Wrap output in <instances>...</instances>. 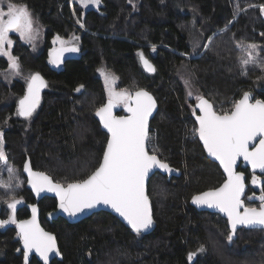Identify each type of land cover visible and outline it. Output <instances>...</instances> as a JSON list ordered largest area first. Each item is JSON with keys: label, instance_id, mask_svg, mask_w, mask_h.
I'll return each instance as SVG.
<instances>
[{"label": "trees", "instance_id": "1", "mask_svg": "<svg viewBox=\"0 0 264 264\" xmlns=\"http://www.w3.org/2000/svg\"><path fill=\"white\" fill-rule=\"evenodd\" d=\"M11 2L26 5L45 30V49L40 54L13 51L22 66L39 73L48 85L28 129L15 121L16 100L24 95V85L0 83L4 151L8 161L17 164L22 178L26 162L62 184L86 178L98 167L107 141L95 115L107 103L98 76L101 68L117 77L119 89L133 95L143 89L155 98L158 110L150 122V136L158 144V158L173 169L154 175L148 183L155 229L146 236L133 234L107 213L77 224L51 220L48 216L55 211L54 200L41 202V225L55 235L59 247L51 264H264L261 229L241 227L229 241L225 219L190 204L194 195L217 188L224 177L206 158L197 136L185 142V123L197 126L184 98V85L175 83L182 68L198 81L214 108L217 102L207 92L218 102L237 100L245 92L264 100V70L254 78L233 71L230 49L234 43L256 44L264 61V11L259 7L240 13L249 5H264V0H138L136 8L127 0H101L98 10L87 11L76 2L71 7L70 0ZM78 20L83 29L75 26ZM192 22L202 36L197 51L189 43ZM71 34L79 35L80 52L63 60L59 68L49 66L46 48L50 40ZM211 37L209 48L199 56ZM141 52L155 68L153 73L144 71ZM180 55L199 57L187 60ZM5 68L0 62V69ZM124 109L115 114H127ZM160 180L167 186L164 200L153 196L154 182ZM24 192L28 203L25 186ZM16 216L21 220L26 211H18ZM201 246L202 252L198 251ZM23 251L16 227L0 228V264L24 263ZM189 253H196L192 260ZM28 261L39 264L35 255Z\"/></svg>", "mask_w": 264, "mask_h": 264}, {"label": "snow or ice", "instance_id": "2", "mask_svg": "<svg viewBox=\"0 0 264 264\" xmlns=\"http://www.w3.org/2000/svg\"><path fill=\"white\" fill-rule=\"evenodd\" d=\"M101 0H80L83 7L99 6ZM3 4V0H0ZM264 11V5H261ZM31 12L24 4H6V10L0 6V56L7 57L10 70L20 74L18 58L11 53L13 41L9 33L19 34L21 39L29 42L39 35V28H34ZM77 23H80L78 20ZM81 27H84L80 23ZM78 39V38H76ZM60 43V48H53L50 62L59 64L64 52H77L78 46L56 36L53 44ZM153 51L155 47L153 46ZM141 61L145 69L154 72L155 68L141 52ZM257 64L264 67V61L258 60L255 45H249L247 58L242 59L241 68L247 71V66ZM108 92L107 103L95 110L99 122L107 130L108 138L103 149L102 159L98 167L86 178L74 180L65 186L54 182L53 178L44 172L33 171L29 163H25L27 183L39 195L41 192H54L59 198V208L69 216H75L103 204L110 206L137 234L150 228L153 224L150 198L146 190V178L154 168L173 171L168 163L158 158L155 151H150L151 136L149 117L156 106L154 98L145 90L135 91L134 95L126 89L115 90V78L101 70ZM24 95L18 101L17 115L30 118L40 103V93L46 88L47 82L39 74H31L27 78ZM189 86V81H184ZM80 87H83L82 85ZM76 91H80L77 88ZM187 95L193 97L189 87ZM197 103L193 108L198 128L195 134L202 141L204 149L210 157L219 161L226 174V179L217 188L201 192L192 197L193 204L218 209L227 217L230 232L227 239L231 241L238 226L259 227L264 230V181L256 171L264 174V100L251 102V94L245 92L241 99L232 104V109L217 111L213 104L203 96L196 94ZM124 105L128 115L116 116L113 109ZM199 111V114L197 113ZM259 138L258 143H254ZM242 160L251 167V185L259 186V207L246 206L244 199L246 177L244 172L237 171L238 161ZM0 175L6 172L8 180H0V189L6 193L12 190L13 181L17 187L21 182L17 179L16 170L8 166L4 151L3 133L0 132ZM255 192L247 199L255 198ZM21 200L15 199L8 203L11 210L8 219L0 220V227L15 224L18 235L23 242V256L28 264L29 254L35 251L48 264L49 255L57 252L56 239L44 231L37 222L36 207L31 205L32 218L17 221L15 213ZM19 251V249L17 250ZM198 251H204L201 246ZM58 254V252H57ZM196 253H189L192 260Z\"/></svg>", "mask_w": 264, "mask_h": 264}, {"label": "rangeland", "instance_id": "3", "mask_svg": "<svg viewBox=\"0 0 264 264\" xmlns=\"http://www.w3.org/2000/svg\"><path fill=\"white\" fill-rule=\"evenodd\" d=\"M9 1L8 0H3V4H0V6L4 7L5 10H6V4L8 3ZM76 2L79 7H81V9L83 11H87V10H98V8L100 7V4L99 6H96V5H89L88 7H83L80 3V0H70V6L72 7V4ZM127 3L129 5L132 6V8H136L137 4H138V0H127ZM260 6L258 5H249L247 6L246 8H244L243 10L240 11V13H244L246 10L248 9H256V8H259ZM32 14V13H31ZM235 15L238 16V14L236 13ZM33 16V19L34 21H36V23H34V28H39V35L36 36V38L29 42L25 39H21L19 37V34L18 33H15V32H10L9 33V36H10V39L13 41V44H12V47H11V53L13 55V51L16 49L17 52H26L28 54H31V55H38L40 54L44 49H45V30L44 28L41 26V24L39 23L38 19L32 14ZM236 19V18H235ZM77 28H81L83 29L81 26H80V23H77L76 21V25ZM56 37V36H55ZM55 37H53L51 40H50V43L48 45V47L46 48V56H47V63L49 64V66L53 67V68H59L61 66V64H59V66H55L53 63L50 62L51 60V53H52V49L53 48H60L61 45L59 42H57L56 44H53V40L55 39ZM63 38V37H61ZM78 38V39H76ZM189 43H190V46L192 48L193 51H197L198 49H200L201 45H202V36L200 35L199 31H197L196 27H195V22H192V25H191V28H189ZM65 41L68 42L69 46H71L72 44H75L76 46H78L79 48V52H80V42H79V35L76 36V35H70V36H67L65 38H63ZM212 37L209 38L207 40V42L204 44V47L200 50V55H202L206 49L209 48L210 46V41H211ZM17 43L18 45H20L19 47H17ZM249 45H255L256 46V52L258 53V60L259 61H263V56L260 55V51L258 49V46L256 44H252V43H245V44H240V43H234V45L231 46L230 49L233 50V53H234V60L232 62V65H233V71H242V73L245 74V71L241 68V61L242 59H245L247 58V50H248V46ZM15 56V55H13ZM180 56H183V55H180ZM199 56H194L195 58H198ZM185 59L187 60H191L193 59L194 57L192 56H183ZM18 58V57H17ZM0 62H4L6 64V68L5 69H0V83L5 85V86H11L13 83L17 82L19 84H23L24 85V91L26 89V86H27V78L31 75V74H35L36 72H34L33 70H31L30 68L28 67H24L21 65V63L19 62V59H18V62L20 64V74L19 75H16L14 74L10 68H9V64H8V59L7 57H3V56H0ZM232 69V68H231ZM101 70H103L104 73L106 74H109L111 77H114L115 78V90L116 91H120L122 89H119L118 88V79L117 77L112 74H110L109 72H107L104 68H101L99 69L98 71V76L99 78L102 80L103 84H104V88H105V96L108 100V92L106 90V85H105V80H104V77L101 75ZM264 70V67H260L258 66L257 64H250L247 66V71H246V75L247 77H257L261 72H263ZM186 74V75H185ZM230 74H233L232 72H230ZM189 76V77H188ZM187 76V73H185V71L182 70V68L180 69V71L178 70L177 73H176V78H175V83L177 84H183L184 85V88H185V91H184V95H185V99H186V103L190 106V109L191 111L193 110L194 108V104L197 102L195 100V95L196 94H199L201 96L204 97V92L205 90L201 87V85L198 83L197 80H194V77L192 75H188ZM187 80L189 81V86H186L184 81ZM189 87L191 88L192 92H193V97H189L187 95L188 93V90H189ZM136 88L135 86L132 87V89ZM208 96L213 100V101H216V105H215V109L217 111H221V110H231L232 109V104L234 101V98H230L228 99L227 101H221V102H218L217 100H215L213 98V95L209 94L207 92ZM241 98V96H240ZM240 98H238L237 100H239ZM20 99V98H19ZM18 100L16 105L18 106ZM257 99V98H255ZM17 106H16V113H17ZM122 108L124 109V105H117L114 109H119V108ZM183 117L185 116V113H183L182 115ZM190 117V115L188 116V118ZM17 118H18V115H17ZM17 118L15 119V121H17ZM31 124V119L28 120L27 122H22L21 125H23V130L28 129V126H30ZM186 126H185V142H192L194 141L195 137H196V134H195V128L192 124L190 123H185ZM157 142L155 141V138L154 139H151V143L149 145V148L150 150L152 151H155L156 154L158 153L157 152ZM22 152H26V151H22ZM7 164L8 166H11L13 167L18 176H17V179L19 182H21L19 184V186L17 187L16 185V181H13V185H12V190L10 192H5L3 189H0V205L3 207V210H4V213H3V220H6L8 219L9 215H11V210L8 209L7 205L8 203H11L12 202V199H13V196L15 197V199L17 200H21L22 203L18 204L17 205V209L16 210H19L20 206L24 205V203L26 202V195H25V192H24V186H25V180L24 178H22L21 176V173L17 171V164L14 162H10L8 161L7 159ZM2 167V166H0ZM0 180H3V181H7L8 180V175L6 172H3L2 175H0ZM160 181H156L154 182V184H157L156 187L154 186V192H153V196L154 198H157V199H161L164 200L167 196H166V185L164 182H161ZM65 186L67 184H64ZM8 226H15V224H8V225H5L4 227H8ZM261 251H263L264 253V246L261 247Z\"/></svg>", "mask_w": 264, "mask_h": 264}, {"label": "water", "instance_id": "4", "mask_svg": "<svg viewBox=\"0 0 264 264\" xmlns=\"http://www.w3.org/2000/svg\"><path fill=\"white\" fill-rule=\"evenodd\" d=\"M51 54H52V53H51ZM76 55H77V52H64L63 55H62V57H61V61L59 62V64H61L63 60H65V59H67V58H69V57H72V56L75 57ZM50 57H51V55H50ZM141 62H142V61H141ZM59 64H54V65L58 67ZM142 67H143V69H144V71H145L146 73H149V74L153 73V72H149V71H147V70L145 69L143 63H142ZM44 80H45V79H44ZM26 87H27V86H26ZM44 90H45V88H43V89L41 90L40 97H42V93L44 92ZM25 91H26V89H25ZM24 93H25V92H24ZM150 95H151V94H150ZM151 96H152V95H151ZM242 96H243V95H242ZM152 97H153V96H152ZM153 98H154V97H153ZM241 98H242V97H241ZM241 98H240V99H241ZM253 99H254V98H253V96L251 95V102L254 103L255 100L253 101ZM154 100H155V98H154ZM40 102H41V98H40ZM155 102H156V100H155ZM39 105H40V103H39ZM39 105H38V107H39ZM17 107H18V106H17ZM38 107L36 108V110L38 109ZM36 110L33 112V114L36 112ZM118 110H119V109L114 110V111H113V114L116 115L115 113H116V111H118ZM124 110H125V109H124ZM157 110H158V105H157V102H156V106H155V108L153 109L152 115L149 117V127H150V122H151V120L154 118V116H155ZM125 111H126V110H125ZM197 111H198V110H197ZM126 113H127V111H126ZM33 114H32V116H33ZM198 114H199V111H198ZM126 115H128V113L125 114V115H123V116H126ZM32 116H31V117H32ZM116 116H118V115H116ZM19 117H20L21 119H26V118L21 117V116H19ZM31 117H30V118H31ZM98 118H99V117H98ZM27 119H29V118H27ZM195 122H196V119H195ZM101 125H102V124H101ZM196 126H197V128H198V126H199L197 122H196ZM102 128H103V126H102ZM103 130L106 132V134H107V138H108L107 130L104 129V128H103ZM196 136H197V139H198V142H199L200 146H201L202 149H203V152H204L206 158H207L209 161L215 163V164L219 167V169H220V171H221V173H222V175H223V177H224V180H225V179H226V174L223 172V168L219 165V161L215 160L214 157H210V156L207 154V151H206V150L204 149V147H203V143H202V141L199 140V137H198L197 134H196ZM258 140H259V138H257V140H256L254 143H258ZM105 146H106V144H105ZM101 159H102V158H101ZM24 165H25V163L23 164L22 173H23V176H24L25 179H26V185H25V186H26V189H27L28 191L31 192V195H32L33 199L35 200V202L38 203V202H40L42 199H44V198H48V199H52V200H54L55 203H56L55 211H54L51 215L48 216L49 219L53 220V219H56V218H61L62 220L66 221L68 224H77V223H79V222H81V221H83V220L87 219L88 217H91V216H93V215H95V214H98V213H107V214H110L111 216H113L114 218H116V219H117V220H118V221H119V222H120L125 228H127V229H128L129 231H131L133 234H137L134 230L131 229V226L128 225L127 221L124 220L123 217H121V216H120L118 213H116V212H115L110 206H107V205L100 204V205H97L96 207H94V208H92V209H86L84 212H82V213H78V214L75 215V216H69L67 213L63 212V211L59 208V198L56 196V194H55L54 192H47V191H44V192H41L39 195L36 194V192L32 189L31 185H29V184L27 183V173L24 172ZM240 166H242V167H244V168L248 167V168L250 169V172H252L251 167H250L249 165H247V164L242 160V158L238 161V167H237V169H236L237 171H238V168H239ZM32 170H33V169H32ZM33 171H35V170H33ZM167 172H168V171L163 170V169H159V168H154V169H152V170L149 172L148 177L146 178V190H148V183H149L150 179H151L154 175H156V174H162V175H163V174H166ZM256 173H260L259 170H257ZM260 174H262V173H260ZM224 180H223V182H224ZM223 182H222V183H223ZM222 183H221V184H222ZM221 184H220V185H221ZM220 185H219V186H220ZM219 186H218V187H219ZM207 191H208V190H207ZM245 192H246V189H245ZM147 194H148V192H147ZM242 199H243V197H242ZM150 203H151V200H150ZM190 204H191V206H192L193 208H195V209L198 210V211H204V212H208V213H211V214H216V215L222 217L223 219H225V220L227 221V217H226L223 213L219 212L218 209H215V208H208L207 206H198V205H196V204H193V202H192V198L190 199ZM35 207H36V210H37V212H36L37 222H38V224L40 225V227H41L44 231H46V230L43 228V226L41 225L39 208H38L37 205H35ZM151 210H152L153 224L150 226V228L145 229V230H143L141 233H139L140 235H143V236L149 235V234H151V233L154 231V229H155V221H154V216H153L152 203H151ZM0 215H1V208H0ZM31 218H32V208H31V210H30V216H29V218L26 219V220H29V219H31ZM0 220H1V218H0ZM241 227H245V226H238L237 229H239V228H241ZM249 228H253V227H249ZM18 231H19V230H18ZM46 232H48V231H46ZM49 233H51V232H49ZM51 234L55 237V235H54L53 233H51ZM55 239H56V237H55ZM56 246H57V252H58V254H59V247H58L57 239H56ZM22 247H23V242H22ZM57 252L51 253V254L49 255L48 264H51V262H52L53 260L56 259V257L58 256ZM31 255H35L36 258H37V260H38V262H40L41 264H44L43 259H42V258H41V257L35 252V251H33V252H31V253L29 254V256H31Z\"/></svg>", "mask_w": 264, "mask_h": 264}, {"label": "flooded vegetation", "instance_id": "5", "mask_svg": "<svg viewBox=\"0 0 264 264\" xmlns=\"http://www.w3.org/2000/svg\"><path fill=\"white\" fill-rule=\"evenodd\" d=\"M25 92V91H24ZM254 100H256V99H253V101ZM121 108H122V106H121ZM121 108H119V109H121ZM118 115V114H117ZM118 116H123V115H118ZM31 118H29V119H21L19 116H18V118H17V122H27L28 120H30ZM36 171V170H35ZM238 171H241V172H244V174H245V177H246V180H245V183H246V192H245V196L243 197V199H244V201H245V205L247 206V205H250V206H252V207H259V204H260V201H259V195H260V188H259V186H253V185H251V183H250V181H251V175H252V172H250V169L248 168V167H246V168H244V167H242V166H240L239 168H238ZM256 175H258V176H261V180L262 181H264V174H260V173H256ZM24 180H25V185H26V179H25V177H24ZM25 188H26V186H25ZM27 190V189H26ZM28 191V190H27ZM253 192H255V198L254 199H252V200H249V199H247V197L248 196H251L252 194H253ZM28 193V195L30 196V198H29V200H28V203H24V205H22V206H20L19 208V210H16V213H15V218H16V220L17 221H21V220H26V219H28L29 218V216H30V210H31V205H37L38 206V208H39V211H40V206H39V204L41 203V202H43L45 199H48V198H44V199H42L40 202H38V203H36L35 202V200L33 199V197H32V195H31V192L30 191H28L27 192ZM32 200V201H31ZM32 202V203H31ZM55 202V201H54ZM55 206H56V203H55ZM0 208H1V215H0V218H1V220H3V218H2V216H3V213H4V210H3V207L0 205ZM21 210H25L26 211V216H25V218H23V219H21V220H18V218H17V212L18 211H21ZM40 221H41V213H40ZM15 227H16V225H15ZM1 229L2 228H4V226H2V227H0ZM253 228H256V229H260L259 227H253ZM16 230H17V232H18V228L16 227ZM262 230V229H261ZM263 232H264V230H262ZM39 264H41L40 262H38ZM22 264H25V262L24 263H22ZM28 264H34V262H29L28 261Z\"/></svg>", "mask_w": 264, "mask_h": 264}, {"label": "built area", "instance_id": "6", "mask_svg": "<svg viewBox=\"0 0 264 264\" xmlns=\"http://www.w3.org/2000/svg\"><path fill=\"white\" fill-rule=\"evenodd\" d=\"M150 130H151V129H150V127H149V131H150ZM154 135H155V134L153 133L152 136H154Z\"/></svg>", "mask_w": 264, "mask_h": 264}]
</instances>
